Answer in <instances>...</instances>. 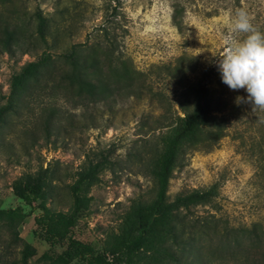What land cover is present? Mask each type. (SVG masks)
Wrapping results in <instances>:
<instances>
[{
	"label": "rangeland",
	"instance_id": "rangeland-1",
	"mask_svg": "<svg viewBox=\"0 0 264 264\" xmlns=\"http://www.w3.org/2000/svg\"><path fill=\"white\" fill-rule=\"evenodd\" d=\"M239 8L264 33V0H0V107L11 75L42 53L61 68L59 56L73 48L95 61L85 76L107 88L90 96L52 80L21 93L2 115L0 209L19 207L24 214L11 226L0 220L3 264H19L24 245L32 250L26 264H85L66 238L53 240L36 226L40 201L31 209L10 186L22 174L46 169L43 204L67 212L75 172L101 158L105 167L82 192L88 205L69 235L106 264H118L121 258L107 252L112 235L134 203L154 199L153 170L165 139L183 110H190L197 83L220 108L225 135L210 151L183 147L167 199L215 183L212 201L178 210V221L188 228L193 221L221 218L231 226L259 222L264 228V111L253 113L246 90L223 83L216 63ZM38 16L44 41L36 32ZM189 236L190 257L167 264H248L264 249V235L255 242L239 238L241 250L211 232Z\"/></svg>",
	"mask_w": 264,
	"mask_h": 264
},
{
	"label": "trees",
	"instance_id": "trees-1",
	"mask_svg": "<svg viewBox=\"0 0 264 264\" xmlns=\"http://www.w3.org/2000/svg\"><path fill=\"white\" fill-rule=\"evenodd\" d=\"M44 20L38 16L36 32L43 39ZM58 68L48 53H42L35 60L27 62L20 70L11 75L6 102L0 107V121L5 112L11 110L13 103L21 93L28 89L47 87L52 80L90 96L102 95L106 86L85 76V70L93 67L95 61L79 56L72 48L59 56ZM190 110H183L182 117L170 135L165 139L164 148L153 175L156 180L154 199L148 204L134 203L131 210L122 217L117 232L112 235L107 252L121 258L118 264H155L178 263L190 257L191 238L189 234H203L206 231L218 234L228 245L242 249L237 240L245 238L251 242L258 241L264 235V228L259 222L247 226H231L221 218H205L193 221L188 228L178 221L176 212L187 210L190 206L206 204L216 196V184L202 190L179 193L167 199L166 191L177 156L183 147L192 150L210 151L217 141L225 135V119L217 116L220 108L213 105L212 95L205 84L197 83L192 92ZM106 160L95 163L86 162L74 174V181L69 185L71 207L67 212L50 211L44 206L45 191L48 187L47 170L34 175L22 174L11 183L14 196L33 208L35 200L40 202L34 208L40 214L34 217L36 226L42 227L45 235L53 240L66 238L72 255L81 258L85 264H106L102 258L93 254V249L70 237L79 213L88 205V198L82 195L89 186L97 182V176L105 167ZM24 217L21 209H0V220L11 226ZM32 250L24 245L20 251L19 264H26ZM0 256V264L2 263ZM248 264H264V249L256 257L247 260Z\"/></svg>",
	"mask_w": 264,
	"mask_h": 264
},
{
	"label": "clouds",
	"instance_id": "clouds-1",
	"mask_svg": "<svg viewBox=\"0 0 264 264\" xmlns=\"http://www.w3.org/2000/svg\"><path fill=\"white\" fill-rule=\"evenodd\" d=\"M223 44V55L216 59L222 82L232 90L245 89L253 113L264 111V33L246 10L239 8L230 18Z\"/></svg>",
	"mask_w": 264,
	"mask_h": 264
}]
</instances>
